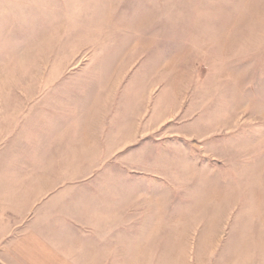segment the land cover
<instances>
[{"label":"rangeland","instance_id":"obj_1","mask_svg":"<svg viewBox=\"0 0 264 264\" xmlns=\"http://www.w3.org/2000/svg\"><path fill=\"white\" fill-rule=\"evenodd\" d=\"M70 1L87 5L88 23L103 24V42L87 36L92 25H69L65 5L51 14L50 5H0V119H16L18 124L28 116L32 119L37 100L48 103L58 91L67 90L69 98L81 97L79 92L87 93L86 84L97 78L110 83L101 98L107 113L119 106L125 114L137 92L139 132L124 141V150L147 142L153 149L139 154L138 162H149L153 154V163L164 165L162 173L174 184L169 218L163 219L168 230L158 247L167 243L168 255L175 258L186 242L187 256L192 257L193 245L202 236L196 220L191 224L193 211H199L201 226L208 224L212 211H225V201L210 196L203 181L234 175L248 179V186L240 198L232 199L229 221L237 219L241 205L247 209L243 219L254 245L250 257H264V0H103L104 5H95L98 0ZM68 17L76 18L74 12ZM114 53L121 54L115 61L124 63L121 72L113 74ZM74 157L68 156L67 166ZM78 165L73 178L82 172ZM98 172L103 171L84 176ZM130 174L154 177L155 172L148 167L120 171L121 177ZM195 178L202 181L201 190H194ZM146 201L137 208L150 214L157 205L154 199ZM226 221L221 223L220 243L232 238ZM182 225L192 232L176 233ZM13 235H2L3 240Z\"/></svg>","mask_w":264,"mask_h":264},{"label":"crops","instance_id":"obj_2","mask_svg":"<svg viewBox=\"0 0 264 264\" xmlns=\"http://www.w3.org/2000/svg\"><path fill=\"white\" fill-rule=\"evenodd\" d=\"M31 1L0 0V5H50V14L53 8L61 7L57 0ZM77 3L66 0L61 4L65 5L68 24L92 25L87 36L92 35L91 41L103 42V24L84 20L87 5ZM95 5L104 2L98 0ZM73 12L77 19L68 17ZM103 53L101 50L100 56ZM120 55L114 53L111 57L113 74L121 72L124 61H115ZM97 79L86 84L88 92H79L81 97L69 98L67 90L54 91L56 97H50L48 103L37 100L38 112L32 119L28 116L19 124L16 119L9 123L6 118L0 119V264H264L262 255L251 258L249 254L254 245H250L252 232L243 219L248 216L247 209L241 205L237 219L229 221L232 199L240 198L248 186V179L234 175L203 181L209 186L210 196L225 201V211H212L208 224L203 226L197 222L199 211H193L191 224L196 220L197 233L202 236L193 245L192 257L187 256L190 247L186 242L181 243V256L175 258L168 255L167 243L158 247L168 230V222L163 219L169 218L170 186L174 184L162 173L166 167L153 163V154L148 157L150 163L138 162L139 154L153 149L147 142L129 144L124 150V141L137 138L139 132L135 124L140 103L137 92L129 97L130 103L133 99L135 103L132 107L128 104L125 114L121 115L119 106L114 113H107L101 98L110 83ZM130 127L135 129L132 133L128 132ZM162 148L159 153L163 156ZM73 153L75 157L67 166L68 156ZM76 164L82 172L73 178ZM147 167L155 172L154 177L120 175L124 169ZM87 171L103 172L84 176ZM193 183L194 190H201L199 178ZM182 192L178 190V194ZM150 198L157 205L155 211L149 214L137 208L138 202L145 199L147 203ZM224 218L232 238L220 243L217 238ZM10 219L15 221L12 226ZM186 231L192 232L189 225H182L176 233ZM6 234L14 235L4 241ZM233 250L239 254L233 256Z\"/></svg>","mask_w":264,"mask_h":264}]
</instances>
